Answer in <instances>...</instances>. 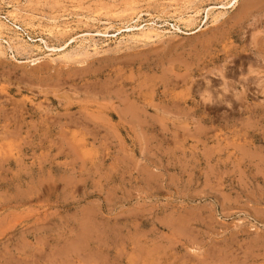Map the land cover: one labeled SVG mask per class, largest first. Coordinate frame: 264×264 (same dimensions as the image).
<instances>
[{"label": "rangeland", "instance_id": "1", "mask_svg": "<svg viewBox=\"0 0 264 264\" xmlns=\"http://www.w3.org/2000/svg\"><path fill=\"white\" fill-rule=\"evenodd\" d=\"M0 264H264V0H0Z\"/></svg>", "mask_w": 264, "mask_h": 264}, {"label": "bare ground", "instance_id": "2", "mask_svg": "<svg viewBox=\"0 0 264 264\" xmlns=\"http://www.w3.org/2000/svg\"><path fill=\"white\" fill-rule=\"evenodd\" d=\"M235 1V0H234ZM170 4V3H169ZM164 6H166V5H164ZM182 6V5H181ZM172 8V7H171ZM213 8V7H212ZM131 9V8H130ZM181 9V8H180ZM125 10V9H124ZM145 10V9H144ZM169 10V9H168ZM33 11V10H32ZM127 11V10H126ZM112 12V11H111ZM79 13V12H78ZM128 13V12H127ZM224 13V12H223ZM136 14V13H135ZM180 14V13H179ZM185 14V13H184ZM220 14V13H219ZM41 15V14H40ZM126 15V14H125ZM128 15V14H127ZM172 15V14H171ZM192 15V14H191ZM150 16V15H149ZM189 17H190V15H188ZM67 17V16H66ZM110 17V16H109ZM194 17V16H193ZM223 17V16H222ZM93 18V17H92ZM130 19V18H129ZM189 19V18H188ZM187 19V20H188ZM138 20V19H137ZM190 20V19H189ZM217 20V19H216ZM219 20V19H218ZM95 21V20H94ZM147 21V20H146ZM56 22V21H55ZM62 22V21H61ZM83 22V21H82ZM188 22H190V21H188ZM103 23V22H102ZM125 24V23H124ZM145 27V26H144ZM188 28V27H187ZM153 29V28H152ZM151 28L149 29V30H152ZM190 29V28H189ZM142 30H143V28H142ZM140 31H141V29H140ZM144 31V30H143ZM146 32H147V29H146ZM149 32V31H148ZM152 32H154V31H152ZM89 33V32H88ZM151 33V32H150ZM84 34H86V33H84ZM101 34V33H100ZM140 34V33H139ZM153 34V33H152ZM143 35V34H142ZM151 34H148V36H150ZM155 35V34H154ZM154 35H153V37H154ZM141 36V35H140ZM144 36H147V35H144ZM143 37V36H142ZM148 38V37H147ZM222 38V37H221ZM123 39V38H122ZM5 41V40H4ZM73 41V40H72ZM134 42V41H133ZM78 43V42H77ZM139 43V42H138ZM129 47V46H128ZM79 48V47H78ZM85 49V48H84ZM124 49V48H123ZM97 50V49H96ZM55 51V50H54ZM98 51V50H97ZM61 53V52H60ZM32 55V54H31ZM78 55V54H77ZM226 55V54H225ZM18 56V55H17ZM68 56V55H67ZM60 58V57H59ZM79 58V57H78ZM35 60V59H34ZM33 60V61H34ZM61 60V59H60ZM59 60V61H60ZM248 77V76H247ZM253 79V78H252ZM135 108V107H134ZM132 115V114H131ZM243 148V147H242Z\"/></svg>", "mask_w": 264, "mask_h": 264}]
</instances>
